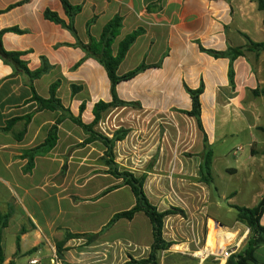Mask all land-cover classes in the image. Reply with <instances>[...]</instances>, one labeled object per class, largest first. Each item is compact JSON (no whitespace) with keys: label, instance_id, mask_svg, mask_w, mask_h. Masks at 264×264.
I'll use <instances>...</instances> for the list:
<instances>
[{"label":"crops","instance_id":"1","mask_svg":"<svg viewBox=\"0 0 264 264\" xmlns=\"http://www.w3.org/2000/svg\"><path fill=\"white\" fill-rule=\"evenodd\" d=\"M67 1L81 8L73 25L83 44L88 42L86 23L92 18L90 35L95 39L114 16L122 18L113 55L126 35L143 31L119 65V75L140 64H159L116 86L117 99L131 105L107 109L94 131L111 138L116 131L127 130L113 149L118 170L146 175L142 189L158 212L175 208L184 213L163 218L162 238L171 243L163 255L185 252L178 247L181 244L202 252L200 261L210 258L211 252L218 255L226 250L224 238H218L216 249L207 247L217 227L231 236L234 251L244 244L248 229L237 219L228 228L209 215L214 196L201 180L200 165L205 134L212 152L210 173L218 144L223 172L242 179L227 186L221 199L233 208H254L264 197V51L248 47L249 42L264 43V13L256 1ZM46 11L68 23L60 0H0V31H22L4 33L2 46L20 53L30 72L46 65L48 71L33 83L38 96L47 99L50 86L57 82L56 95L64 107L77 117L84 104L81 121L90 124L94 105L112 100L110 82L96 61L84 59L67 29L44 17ZM202 50L240 55L230 61ZM72 86L80 88L73 95ZM200 87L203 132L193 117L184 114L192 109L188 90ZM30 98L26 79L0 60V214L8 217L1 233L3 264L33 260L51 264L53 251L63 264L146 259L152 229L143 213L108 226L115 214L130 210L135 199L129 197L125 210L115 207L124 202V191L131 190L108 173L99 142L85 143L88 136L65 118L58 125L56 145L29 157L63 116L36 112ZM260 224L264 226V214ZM254 257L256 264H264V244Z\"/></svg>","mask_w":264,"mask_h":264},{"label":"trees","instance_id":"2","mask_svg":"<svg viewBox=\"0 0 264 264\" xmlns=\"http://www.w3.org/2000/svg\"><path fill=\"white\" fill-rule=\"evenodd\" d=\"M259 11L264 13V0H255ZM63 10L68 18V23L66 24L62 21L57 14L50 11L44 13V17L56 24H60L62 27L67 29L76 39L75 46L80 48L84 53V59H92L96 61L105 71L107 78L110 82V95L111 102L104 103L98 102L94 105L92 110L93 121L90 124H84L81 121V113L84 111L85 105L81 104L79 107V115L77 117L72 116L70 111L64 107L60 99L57 98L56 90L58 83H53L49 88V97L43 99L36 93L33 83L35 80L39 79L48 71V67L43 65L40 69L34 72H30L25 63L21 60V54L15 52H7L2 46V36L6 32L13 33H22V31L17 28H11L7 30L0 31V60L13 69L14 75H22L26 79L27 86L31 92V98L29 102L36 104V112L39 111H49V112H60L63 114L62 117L58 118L54 125H52L47 133V136L44 142L31 149L29 152V157L32 158L39 151H50L57 141V131L58 125L65 119L68 118L73 124L78 126L84 134L88 137L84 141L85 143H90L93 141L99 142L105 149L103 162L108 167V173L112 175L115 179L121 180V186H127L135 199V205L128 211L120 212L114 215V217L108 223V226H111L119 219L131 220L136 213H143L149 220L152 229V244L150 247V253L146 259L143 260H133L129 259L125 264H160L161 256L166 253L171 247V243L166 242L162 238V223L163 218L170 215H182L184 213L175 208H171L165 212H158L157 209L152 206L143 192V184L146 179V175L143 174L139 177H136L130 172L119 171L118 167L114 162V145L116 142L123 140L128 134L127 130L120 129L114 133L111 138L102 136L101 134L94 131V126L99 122L102 113H104L109 108L119 107V106H128L130 103L122 102L117 99L116 96V86L122 82H127L136 77L140 72L148 69L158 67L159 64L153 66H146L140 64L133 70L123 74H118V67L124 60L126 53L134 43V41L139 37L143 31L137 29L130 34L126 35L118 44L116 54H112V44L116 37L119 35L122 18L120 16H114L108 23L103 27L101 34L98 39L93 38L90 35V26L94 22V18L89 20L86 23V35L88 42L83 44L78 39L76 31L74 29L73 20L74 17L80 12L81 8L79 6H71L67 0H60ZM18 5V4H17ZM264 25V18H263ZM248 47L256 52L264 51V43H248ZM209 55L215 58H229L230 61L234 59L235 56L240 55L239 51L234 53H218L214 51L202 50ZM230 82L232 80L231 70L229 71ZM78 87L72 86L71 94H75ZM202 93V88L200 87L197 90H188L192 102V109L184 114L193 117L198 125L200 131L203 132V127L201 123V112H200V102L199 97ZM264 95V91L261 92ZM135 105V104H132ZM29 117L27 118V120ZM212 152L210 146L207 143L206 136L204 134L203 138V153H202V162L200 165L201 171V180L208 186L212 184V176L210 173V164H211ZM236 210V219L238 222L246 226L248 229V235L244 244L240 247L239 250L234 252L226 261L225 264H256L257 261L254 257L255 250L264 244V226L260 224V219L264 214V197L259 201L257 206L254 208H245V207H234ZM8 221L7 216L0 214V264L4 263V256L1 247V233L2 230L6 227ZM181 256L180 254H176ZM59 256V255H58Z\"/></svg>","mask_w":264,"mask_h":264},{"label":"rangeland","instance_id":"3","mask_svg":"<svg viewBox=\"0 0 264 264\" xmlns=\"http://www.w3.org/2000/svg\"><path fill=\"white\" fill-rule=\"evenodd\" d=\"M221 149L222 148H220L218 146V144H215V146H214V150H215L214 160H215V162L213 165V170L211 172L212 184L209 186L212 190L214 199H213L212 204H211V210L209 211V215L211 217H214L222 225H226V227L230 228L231 226L235 225L236 210L233 208V206H232L233 204L227 203L225 200L221 199V193H223L226 190L227 186L233 185L234 183L239 184L242 179H239L237 181V179H232L223 172V170H222L223 166H222L221 159L218 158L219 153H220L219 151ZM248 190L250 191L251 189L250 188L244 189L245 192H247ZM123 194L125 197L124 202H121L120 204L115 203V207L117 206L121 210H123V209L125 210L128 207V205H129L128 199L130 196L132 197V194L130 193V191L128 189H126ZM244 198H246V196H244ZM224 233H226L223 237L225 239V241H224V245L226 246L225 249L230 250L233 253L236 252L237 250H239L243 243H240V245H238V247H235V249L233 251L231 248H232V245L235 243H230L231 236L228 235L227 232H224ZM243 241L245 242V239ZM178 247H181V248L184 247L186 249V251L181 252L178 250V248H176V250H178L177 253H174L172 255L161 256L160 264H225V261H226V260L220 261V260L214 259V257L220 259L219 254H220L221 250L218 252V255H215L213 257L214 254L211 252L210 254L212 256L210 255L209 256L210 258L205 259V261H200L203 258V256L200 255L202 253L201 252L202 250L199 251L201 253H195L194 252L195 250L193 249L191 244H188V245L187 244H181ZM176 254H180L181 256H178Z\"/></svg>","mask_w":264,"mask_h":264},{"label":"built area","instance_id":"4","mask_svg":"<svg viewBox=\"0 0 264 264\" xmlns=\"http://www.w3.org/2000/svg\"><path fill=\"white\" fill-rule=\"evenodd\" d=\"M232 254H233L232 251H230V250H224L223 252H221V253L219 254L220 261H222V260H227ZM201 255H202V254H201ZM203 255H204V258H206L207 255H208V251L205 250V251L203 252ZM202 259H203V258H202ZM202 259H201V260H202ZM50 262H51V264H63L62 261H61V259H60V257L58 256V254H57L55 251H53V256H52ZM36 263H37L36 260H33V261H30V262H29V264H36Z\"/></svg>","mask_w":264,"mask_h":264},{"label":"bare ground","instance_id":"5","mask_svg":"<svg viewBox=\"0 0 264 264\" xmlns=\"http://www.w3.org/2000/svg\"><path fill=\"white\" fill-rule=\"evenodd\" d=\"M220 237H224V235L223 234H221L220 232H219V230H218V227L216 228V231L214 232V234L212 235V237L210 238V240H209V243H208V245H207V247L209 248H212V249H215L216 248V243H217V241H218V238H220ZM227 242V241H226Z\"/></svg>","mask_w":264,"mask_h":264}]
</instances>
